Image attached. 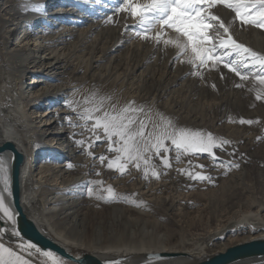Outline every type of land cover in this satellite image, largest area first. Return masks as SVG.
<instances>
[{
    "label": "bare ground",
    "instance_id": "6f19581e",
    "mask_svg": "<svg viewBox=\"0 0 264 264\" xmlns=\"http://www.w3.org/2000/svg\"><path fill=\"white\" fill-rule=\"evenodd\" d=\"M104 1L106 5H100ZM104 1L0 0V145L10 143L22 156L20 203L26 218L38 232L75 258L90 251L77 237V232L83 234L86 225L85 214L80 213L81 209L89 203H95L108 190L105 184L116 182L119 176L101 168L99 157L108 155V143L99 144L101 139L97 140L96 134L104 139L103 131L96 129L94 120L89 118L102 114L94 111L102 98L100 90L86 82L97 74L94 70L101 68L97 64L99 57L94 53L96 46L105 30L108 34L118 33L106 52L125 48L126 40L130 41L128 49H135L153 36H167L170 33L157 25L144 34L147 38L137 35L142 31L139 27L140 18L133 16L131 8L126 5L142 6L149 0ZM214 6L217 12L213 6L214 12L211 8L206 11L219 17V20L213 21L214 27L209 31L219 32L214 35L224 39L231 36L236 43L264 55V30L243 25L250 32L260 35L257 37L258 44L247 40L237 41L231 26L232 22L238 20L234 11L220 3ZM121 7L124 10L118 11ZM86 14L89 15L84 23ZM221 22L228 28L227 35L220 28ZM111 28L115 31L111 32ZM151 44L156 48L160 43L154 37ZM180 50L177 48L173 51L171 58L178 55ZM119 56L117 54L114 57ZM85 61L88 74L79 70ZM144 61L136 65L138 75L132 79L143 81L146 85L151 79L146 75ZM181 61L184 60L179 58L174 65V68L178 66L175 78H186L190 68L196 74L203 68L193 69L194 66L188 61L190 65L184 63L180 68ZM241 68L249 74L251 82L256 81L251 77L249 68ZM200 74L198 76L203 79ZM230 76V80L238 81L239 77L236 78L234 72ZM171 85H176V81ZM125 101L121 99L115 103L117 111L126 105ZM106 109L110 110V107ZM165 122L167 120L163 115L151 118L150 129ZM9 159V156L0 155L4 166L0 172V196L4 198V208L0 209V244L22 256L28 264L40 263L33 254L35 252L41 253L48 264H53V258L60 264H75L48 250L41 251L37 247L29 249L27 246L33 244L19 235L11 205ZM139 162L145 170L147 164L143 160ZM261 216L264 218V214ZM243 224L242 228H247V232L255 233L248 234L241 240L244 242L236 245L264 240V222L257 215L246 216ZM232 231L231 227H226L220 234L212 233L209 242H219ZM140 232L143 236L149 234L143 229ZM159 241L149 238L139 245L121 248L109 246L92 251L90 255L101 264H196L236 246L226 248L224 245L216 252L208 250L204 244L184 247ZM75 250L82 253L74 254ZM164 253L179 256L159 257L161 254L167 256ZM233 264H264V257L249 258Z\"/></svg>",
    "mask_w": 264,
    "mask_h": 264
},
{
    "label": "rangeland",
    "instance_id": "374dc122",
    "mask_svg": "<svg viewBox=\"0 0 264 264\" xmlns=\"http://www.w3.org/2000/svg\"><path fill=\"white\" fill-rule=\"evenodd\" d=\"M88 15H84V23ZM231 26L235 40L258 44L257 37L260 35L244 28L239 20L232 22ZM112 29L110 31L114 32ZM164 29L170 33L167 36L159 34V47H152L151 39L156 37L153 36L138 48L128 49L130 41L126 40L125 48L108 52L107 48L118 33L108 34L105 30L94 51L101 68L94 70L97 74L86 82L100 90L105 108L121 99L127 100L125 104L134 102L145 108L146 111L140 113L139 117L145 120L149 129V120L163 115L164 119L166 117L167 121L172 122L173 128L170 130L185 129L210 134L217 142L224 140L228 143L214 148L212 156L207 153H180L177 160L174 146L166 140L170 166L165 168L162 163L165 153L156 154L153 149L146 153L151 159L145 178V170L140 162L139 168L135 164H128L123 174L109 169L108 162L114 160L118 153L109 151L106 137L101 139L99 144L108 143L109 151L108 155H102L107 158L106 162H101V168L119 176L116 182L105 184V189L113 190L114 197L109 196L106 190L107 193L101 194L95 203L81 209L86 225L83 234L77 232V237L84 247L90 248L89 254L109 246L121 248L139 245L149 238L184 247L204 244L208 250L219 252L224 245L228 248L244 242L241 240L248 234L254 235L255 232L249 233L247 228H242L246 216L257 215L264 222L261 216L264 214L261 211L264 209V99H256L257 92L263 86L257 80L251 82L247 79L241 83L238 76V81H232L229 79L232 72L229 71L230 74L222 64L214 66L211 62L199 71L203 79H200L198 72L192 73V68L186 78H175L178 68H174L176 61L179 58L184 60L180 68L184 63L190 65L187 62L190 53L185 54L188 56L186 59L181 49L178 55L171 58L177 47L166 41L175 40L177 34L171 29ZM214 34L219 32L209 31V35L216 38ZM117 54L119 58L114 57ZM112 56L114 58L111 59ZM143 59L146 75L151 79L146 85L143 81L132 79L138 75L136 65ZM86 65L87 61L79 70L88 74ZM240 71H243L242 68ZM174 81L176 85L172 86ZM237 84L243 87L238 88ZM240 120H251L253 123L241 124ZM152 171H156L158 176L153 177ZM198 176L205 179H196ZM226 227H231L233 231L219 242H209L210 234H220ZM141 229L149 234L144 237ZM73 253L82 252L75 250ZM33 254L39 259L38 264H48L41 253ZM164 254L167 256L161 254L159 257L179 256L175 253Z\"/></svg>",
    "mask_w": 264,
    "mask_h": 264
},
{
    "label": "snow or ice",
    "instance_id": "6c2138e0",
    "mask_svg": "<svg viewBox=\"0 0 264 264\" xmlns=\"http://www.w3.org/2000/svg\"><path fill=\"white\" fill-rule=\"evenodd\" d=\"M224 4L228 9L235 13L236 19L241 25L255 26L264 30V0H149L145 5L132 6L133 16L140 18V29L138 36L147 38L144 34L151 28L159 25L161 29H171L177 34L175 40H168L166 43H174L177 48L183 49L184 54L191 55L188 62L199 69L209 62L214 66L222 64L230 72H234L241 81L249 78V74L240 71V68H249L251 77L258 81L259 85L264 86V55H260L242 44L236 43L231 36L227 39L209 35V30L214 27L213 21L219 20V17L211 15L206 9H210L214 4ZM123 11L124 8H118ZM220 28L228 34V28L224 23H220ZM159 40V35L155 37ZM183 38V39H181ZM235 57V59H229ZM236 87H243L237 84ZM264 88L257 92L256 99H264ZM75 111V109H73ZM95 112L102 113L99 116H89L94 120V127L103 130V136L109 141V151L118 153L114 160L107 164L109 169H115L121 174L126 170L128 164H135L140 167L139 161L143 160L148 164L151 159L146 153L155 149L156 154L165 153L162 157V163L165 168L169 167V160L166 153L168 148L165 141H170L177 152V160L180 153H207L213 155V149L227 144V141L217 142L210 134L204 135L200 132H192L185 129L170 130L173 128L172 122L167 121L162 124H156L149 129L144 119L139 114L145 112V108L137 106L130 102L117 111L116 105H110V110L104 107V99L101 98L96 106ZM241 124H252L253 121L240 120ZM96 139H102L96 134ZM77 143H82L77 141ZM118 145V146H114ZM103 163L106 157H99ZM4 170L3 161L0 160V172ZM145 178L148 171L145 169ZM151 175L157 177L158 173L152 171ZM196 179L204 180V176H198ZM207 179H210L208 177ZM91 191V190H89ZM109 196L115 194L111 188L108 190ZM4 208V198L0 196V209ZM7 214V210L5 209ZM29 249L35 247L29 244ZM51 256V253H48ZM0 264H28L20 255L16 254L3 244H0ZM53 264H60L53 258Z\"/></svg>",
    "mask_w": 264,
    "mask_h": 264
},
{
    "label": "water",
    "instance_id": "95a60500",
    "mask_svg": "<svg viewBox=\"0 0 264 264\" xmlns=\"http://www.w3.org/2000/svg\"><path fill=\"white\" fill-rule=\"evenodd\" d=\"M0 155L10 157L9 179L11 205L15 213L16 229L19 235L31 242L39 250L51 251L75 264H101L97 258L90 254H83L75 258L62 247L37 231L33 224L26 218L20 203V168L22 156L10 143L0 145ZM261 257H264V240L233 246L226 249L223 253L208 257L196 264H233L245 259Z\"/></svg>",
    "mask_w": 264,
    "mask_h": 264
}]
</instances>
